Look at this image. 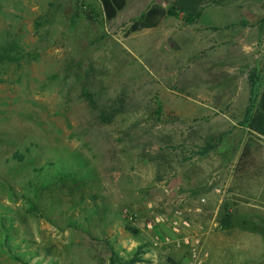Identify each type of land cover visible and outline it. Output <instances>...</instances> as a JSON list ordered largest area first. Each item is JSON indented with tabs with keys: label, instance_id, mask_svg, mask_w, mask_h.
<instances>
[{
	"label": "rangeland",
	"instance_id": "obj_1",
	"mask_svg": "<svg viewBox=\"0 0 264 264\" xmlns=\"http://www.w3.org/2000/svg\"><path fill=\"white\" fill-rule=\"evenodd\" d=\"M154 3L178 15L129 33ZM263 85L264 0H126L111 21L98 0H0V264H128L140 247L133 264L188 261L183 236L229 230L227 180ZM250 143L248 165L264 163ZM46 162L71 175L33 171ZM259 208L232 223L264 244ZM253 248L231 254L264 264Z\"/></svg>",
	"mask_w": 264,
	"mask_h": 264
},
{
	"label": "crops",
	"instance_id": "obj_2",
	"mask_svg": "<svg viewBox=\"0 0 264 264\" xmlns=\"http://www.w3.org/2000/svg\"><path fill=\"white\" fill-rule=\"evenodd\" d=\"M261 169L255 166L254 168L248 167L243 172H237L233 169L230 173L227 183L229 184L228 188L231 189L230 194H233L235 198L229 202V206L232 207L230 208V214L233 223H235V217L240 222L244 220L247 217L248 210L259 207L264 208V170ZM219 201L221 200L219 199ZM219 208V205H217L215 210L212 211L214 215H217ZM199 214L198 219L202 223V228H206L209 215ZM238 224H232L226 233L207 231L203 235L202 248L208 252L210 261L216 264H225V261L222 263L224 259H220L224 256L227 264H237L231 251L234 254L235 251L248 252L253 247L256 248L257 244L264 245L263 234L253 232Z\"/></svg>",
	"mask_w": 264,
	"mask_h": 264
},
{
	"label": "trees",
	"instance_id": "obj_3",
	"mask_svg": "<svg viewBox=\"0 0 264 264\" xmlns=\"http://www.w3.org/2000/svg\"><path fill=\"white\" fill-rule=\"evenodd\" d=\"M102 6V15L103 19L106 21H111L114 19L117 15V13L123 9L125 6L126 0H98ZM185 20L188 23H193L195 20H197L201 12H185ZM178 14L176 11L171 7L165 9L159 4H152L149 6L146 11L136 20H134L130 27H129V33L136 32L142 29H148V28H153L156 27L160 20L165 17V16H177ZM90 18L95 19V16H92L91 14L88 15ZM88 96V95H87ZM247 127L250 131V136L248 137V140L244 144L242 153L239 157L238 164L235 168V170L243 172L245 169H248V167L254 168L255 166L258 168H262L261 170H264V163H255L252 166L248 165L247 161L251 153L250 146L252 145L253 139H256V141H260V143H263L264 141V85L262 88V91L260 93L259 99L257 106L254 111H252L247 118ZM210 148L212 145H208ZM25 152H30V148H26ZM261 154V153H260ZM255 154H253V159L255 160L254 157ZM12 159L21 162L23 161L25 157L24 152H20L19 150L15 151L11 155ZM52 166L54 167L53 170L55 171L54 175H50L52 181H57V182H62L64 178L69 177L71 175L69 172H65L63 170L61 163L60 164H55V163H50L46 162L45 165H41L39 167H33L34 172H42V168L45 166ZM58 171V172H57ZM49 180V181H51ZM28 187L36 190L39 187V182L34 181L32 182L30 177L28 178ZM29 200V199H28ZM30 209L32 211H36L37 208L35 204L30 203ZM232 220L230 219L229 214L224 215V217L221 220V226L223 228L230 227L232 225ZM240 224L243 226L250 227V224L247 223V221H241ZM141 248V247H140ZM139 248L138 252L131 258L128 262V264H133L136 261H140L139 252L141 253V249ZM112 264V263H111ZM179 264V263H176Z\"/></svg>",
	"mask_w": 264,
	"mask_h": 264
},
{
	"label": "built area",
	"instance_id": "obj_4",
	"mask_svg": "<svg viewBox=\"0 0 264 264\" xmlns=\"http://www.w3.org/2000/svg\"><path fill=\"white\" fill-rule=\"evenodd\" d=\"M202 201L204 199H201ZM163 219L161 217H154L152 220L147 221L146 228L152 229L154 225L162 222ZM173 225L177 224V221L174 220ZM182 224L184 226H189L188 222L186 220L182 221ZM174 230H177L175 226H173ZM201 234H195V235H185L182 237V242L187 245L189 250V259L183 264H203L205 261V258L207 257V252L202 250V238Z\"/></svg>",
	"mask_w": 264,
	"mask_h": 264
}]
</instances>
